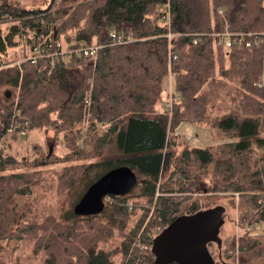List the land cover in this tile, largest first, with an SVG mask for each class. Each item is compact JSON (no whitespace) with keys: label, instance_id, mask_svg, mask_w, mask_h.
<instances>
[{"label":"trees","instance_id":"trees-1","mask_svg":"<svg viewBox=\"0 0 264 264\" xmlns=\"http://www.w3.org/2000/svg\"><path fill=\"white\" fill-rule=\"evenodd\" d=\"M35 1L0 0V253L25 241L41 264H154L152 243L147 253L141 244L203 211L192 196L201 181L208 200L239 194L246 218L253 212L251 223L264 224V0ZM225 29L259 42L215 45L210 34ZM197 34L207 36L194 45ZM78 42L101 47L95 61L14 64L21 49L28 58ZM182 123L210 129L216 145L186 147L175 134ZM36 130L56 132L64 155L36 144L13 155L9 147ZM112 144L124 157L94 162ZM117 168L134 175L132 190L67 222L87 189ZM213 245L214 264H231L235 253L237 264L264 259V233L243 232L219 256Z\"/></svg>","mask_w":264,"mask_h":264},{"label":"rangeland","instance_id":"rangeland-1","mask_svg":"<svg viewBox=\"0 0 264 264\" xmlns=\"http://www.w3.org/2000/svg\"><path fill=\"white\" fill-rule=\"evenodd\" d=\"M42 0H36L34 4L39 5ZM12 64V63H11ZM14 64H17L15 62ZM18 95V94H17ZM15 99H18L15 96ZM54 118V116H52ZM176 136H180L182 139L186 136H190V139L187 140L186 147L193 148V149H203L207 147L215 146L217 141L214 139L213 134L210 129L201 128L194 124L182 123L180 126L175 130ZM59 135L54 131H30L29 134L25 138L19 139L13 146L9 147L13 155L18 157V159H22L26 157L30 153L31 146L36 144L40 145L43 150H47L48 148L53 150L54 156L56 155H64L66 150L63 148L62 141L60 138H56ZM6 142V141H5ZM122 158L124 157L121 151H117L114 145L108 146L102 153L101 157L94 162L104 161L111 158ZM78 163H81L78 162ZM64 165V164H63ZM65 166V165H64ZM58 168V166H53L51 169ZM59 171V170H57ZM202 183L192 191L200 192L193 193L199 204L202 203L204 207V211L206 212H218L223 220L221 227L216 235V240L218 242H213V247L215 250V255L219 256L221 251L224 250V247H227V244L231 241L235 243V245H239V237L243 234V232L249 231L252 235L258 236L259 234L264 233V224H253L251 223V216L253 212H249L248 217L246 218V214L248 212L247 207L241 201L239 194H219L217 197L218 199H211L208 200L205 197V194L202 193L204 189H206L207 182L201 181ZM197 194V195H194ZM106 198V196H105ZM213 198V196L211 197ZM107 201V198L105 199ZM263 200V199H262ZM47 202L49 204L55 203L56 199L53 197L52 194L48 195ZM263 201L259 200V203ZM222 208V209H221ZM132 208H128L130 212ZM224 210V211H223ZM224 212V213H223ZM139 211L137 209H133V218H136ZM74 212L71 208V218L67 222H72L74 220ZM253 220V218H252ZM152 234L156 236L157 231L156 229L152 231ZM151 234V235H152ZM224 254V252H222ZM232 253V250H229V254ZM235 253V252H234ZM0 264H41V260L38 257H35L33 253H31V244L29 242H19L15 241L10 243L7 246V249L2 250L0 253ZM235 261L231 258L230 263L237 264L235 253ZM224 258V257H223ZM244 263H241L239 260L238 264H264V259H251L248 257H244ZM226 261V259L224 258Z\"/></svg>","mask_w":264,"mask_h":264},{"label":"water","instance_id":"water-1","mask_svg":"<svg viewBox=\"0 0 264 264\" xmlns=\"http://www.w3.org/2000/svg\"><path fill=\"white\" fill-rule=\"evenodd\" d=\"M135 183L134 175L126 168L109 171L87 189L75 204L74 214L80 217L99 214L105 196L125 195ZM221 216L218 212L203 210L177 219L153 239L154 264H214L207 244L219 243L216 235L223 223Z\"/></svg>","mask_w":264,"mask_h":264},{"label":"built area","instance_id":"built-area-1","mask_svg":"<svg viewBox=\"0 0 264 264\" xmlns=\"http://www.w3.org/2000/svg\"><path fill=\"white\" fill-rule=\"evenodd\" d=\"M168 19V18H167ZM207 36L204 34H199L196 35L195 39L193 40V44H196L202 37ZM172 35L171 34H167L166 38L169 41V48H170V39H171ZM214 38L218 39V44L224 46L225 48H230L233 44L234 46H241V47H245V48H251L253 46H255L258 42L259 39L257 38L258 35L256 34H250V33H246V34H238V33H229V31L225 30L224 32H220L219 34H216L215 36H213ZM250 38V37H254V39H252V41L249 40H245V38ZM131 40H125L123 41L121 37L118 38V41L116 44H122V43H127ZM57 50L52 53V54H45V52L43 50H34L32 51V55H30L28 58L24 57V50L21 49L19 52L20 55V59L17 61V66H20L22 63L28 62L30 61L32 64H35L40 58H45V57H50L51 58V62L50 65L53 66L55 63L58 62H65L68 61L70 59H81V58H87V59H91L93 61L96 60L97 55H98V50L101 48L99 46H89V45H85L82 42H78L76 44H74L70 49H63L60 43H57L56 45ZM176 60V56L172 55L171 56V61H175ZM264 81V78L262 80V82ZM173 94L172 92H170V95ZM173 100V98H172ZM17 102V99H15V104ZM85 103L87 105H90V97L86 96L85 97ZM167 106L170 105V102L168 104H166ZM14 116H16V114H14ZM21 129H24L25 127H27V124H24L21 126ZM16 128V127H15ZM23 131V130H21ZM20 131V136L23 137L25 135L24 132ZM182 139H186L189 140L190 137L186 136L185 138L183 137ZM82 141H80L79 143H81ZM108 200V199H107ZM263 201V200H261ZM155 236H151L149 237V240H147V242L145 244H141L140 246V250L143 253H147L150 249V245L152 243V240L154 239Z\"/></svg>","mask_w":264,"mask_h":264},{"label":"crops","instance_id":"crops-1","mask_svg":"<svg viewBox=\"0 0 264 264\" xmlns=\"http://www.w3.org/2000/svg\"><path fill=\"white\" fill-rule=\"evenodd\" d=\"M225 30H227V29H225ZM227 31H228V30H227ZM223 32H224V31H223ZM229 33H231V32L229 31ZM216 34H219V33H218V32H214V33L210 34V36L213 37V36H215ZM197 35H199V34H197ZM204 35H206V34H204ZM194 39H195V38H194ZM194 39H193V40H194ZM212 39L214 40L215 45H219V44H218V39H217V38H214V37H213ZM199 41H200V40H199ZM199 41H198V42H199ZM198 42H197V43H198ZM192 43H193V42H192ZM197 43H196V44H197ZM194 45H195V44H194ZM170 48H171V46H170ZM170 48H169V50H170ZM171 56H172V55H171ZM171 56H170V60H171ZM175 56H176V55H175ZM170 92L173 93V91H171V89H169L168 95H170ZM188 136H189V135H188Z\"/></svg>","mask_w":264,"mask_h":264}]
</instances>
